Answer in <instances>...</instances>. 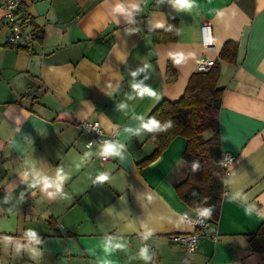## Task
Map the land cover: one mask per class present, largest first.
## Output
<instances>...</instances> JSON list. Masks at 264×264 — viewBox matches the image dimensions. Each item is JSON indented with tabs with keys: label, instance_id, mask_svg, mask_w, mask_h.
I'll use <instances>...</instances> for the list:
<instances>
[{
	"label": "crops",
	"instance_id": "obj_1",
	"mask_svg": "<svg viewBox=\"0 0 264 264\" xmlns=\"http://www.w3.org/2000/svg\"><path fill=\"white\" fill-rule=\"evenodd\" d=\"M19 1L16 47L0 2V264H264V0H190L187 9L171 0ZM204 21L211 48L201 43ZM226 45L230 60L220 58ZM199 57L217 61L220 148L235 159L224 168L215 238L201 235L187 252L174 239L195 231L183 216L199 213L177 191L191 171L187 138L156 153L140 122L184 94ZM82 121L114 134L125 158L100 160ZM99 172L109 180L95 182ZM61 176L59 191L44 189L43 178Z\"/></svg>",
	"mask_w": 264,
	"mask_h": 264
},
{
	"label": "trees",
	"instance_id": "obj_2",
	"mask_svg": "<svg viewBox=\"0 0 264 264\" xmlns=\"http://www.w3.org/2000/svg\"><path fill=\"white\" fill-rule=\"evenodd\" d=\"M19 8L20 4L17 12ZM234 50L226 45L220 58L230 60ZM218 75L216 61L208 71L192 75L184 94L177 101L162 100L145 119L146 123L155 120L160 125L158 129L150 131V137L157 147L156 153L175 135L187 138L184 156L190 163L191 171L177 191L197 212L212 209L211 216L206 217L212 224H216L224 193V167L221 164L218 135L222 89L216 85ZM208 131L213 134L206 139L204 133Z\"/></svg>",
	"mask_w": 264,
	"mask_h": 264
},
{
	"label": "built area",
	"instance_id": "obj_3",
	"mask_svg": "<svg viewBox=\"0 0 264 264\" xmlns=\"http://www.w3.org/2000/svg\"><path fill=\"white\" fill-rule=\"evenodd\" d=\"M1 8L3 11V17L8 23L11 32L7 38L9 45L16 47L23 36L22 21L18 16L19 0H0ZM201 32V43L205 48H211L214 46L211 25L209 22L204 21L200 27ZM215 60L208 59L205 57H199L195 61V67L197 71L205 72L208 71L214 64ZM81 130L91 134V137L87 141L86 145L90 146L93 142H98L100 146L99 158L102 161H108L111 156L104 157L101 155L103 145L106 143H113L115 140L114 134H107L104 132L98 121H82L78 123ZM235 155L230 153H222L221 164L226 168L233 160ZM183 222L195 229L194 232L178 234L174 236V239L179 241L187 252H193L198 246V239L201 235L210 234L215 238V231L212 223L200 213L195 216H183ZM152 251V247H150ZM184 263H188L186 257L183 258ZM152 264H163L158 259H153Z\"/></svg>",
	"mask_w": 264,
	"mask_h": 264
},
{
	"label": "clouds",
	"instance_id": "obj_4",
	"mask_svg": "<svg viewBox=\"0 0 264 264\" xmlns=\"http://www.w3.org/2000/svg\"><path fill=\"white\" fill-rule=\"evenodd\" d=\"M171 3L173 4V6L176 9H187V8H190L192 6L190 0H171ZM115 11L124 12L125 9L122 6H117L115 8ZM180 62H181V58L176 57V63H180ZM133 87H135L137 89L140 96L155 95V92L149 88H143V87H140V85H133ZM140 126L149 130V131L156 130L160 127L159 123L155 120H150L148 123H143V121H141ZM138 131H139V128H136V129L129 128V129H127L126 135L131 134L132 132H138ZM121 147H122V145H119V144L106 143L105 145H103L101 155L104 157L119 156L121 158V160H123L125 158V156L122 155L120 152ZM62 179H63V177L61 176V177H59V179L54 184H50L49 181L47 180V178H43L44 189H47L49 187L54 186L57 189V191H59V189L61 187L60 180H62ZM108 180H109V175L106 172H99L96 175V181L95 182L103 184L104 182H106ZM39 182L40 181L38 180L37 183H39ZM49 195H52V193H49ZM211 214H212V209H205V210H202L200 212V215L205 216V217H210ZM27 236L29 237V239L33 243H39V239L37 238L36 233L34 231L29 230L27 233ZM145 238H147V236ZM17 247L19 248L20 245L17 244ZM25 247H28V246H25ZM116 247H121V245L117 244ZM30 250L33 251L34 254H38L35 252V249H30ZM139 256H140V258H142L146 262L148 260H150V258H151L150 254L148 252V249L146 247L140 249Z\"/></svg>",
	"mask_w": 264,
	"mask_h": 264
}]
</instances>
